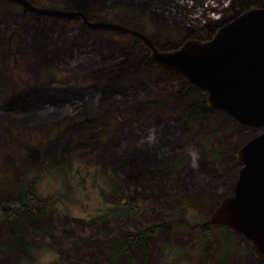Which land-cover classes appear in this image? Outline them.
<instances>
[{"label": "rangeland", "instance_id": "1", "mask_svg": "<svg viewBox=\"0 0 264 264\" xmlns=\"http://www.w3.org/2000/svg\"><path fill=\"white\" fill-rule=\"evenodd\" d=\"M29 1L137 30L161 51L170 50L164 33H172L171 49L209 39L208 24L228 14L231 3L165 0L170 11L152 20L111 0H89L85 8L74 0ZM236 2L231 13L248 3ZM130 38L0 1V174L47 157L72 163L66 181L45 177L38 183L43 197L57 199L29 232L26 249L2 251L15 231L0 230V264H114L109 243L162 223L167 226L148 238L146 255H135L131 264H264L252 244L228 228L236 252L222 262L216 242L223 229L207 221L232 194L240 168L236 151L260 129L220 110L190 108L205 101V92L177 73L147 66L150 49L135 47ZM8 123L13 138L5 133ZM118 178L141 211L116 218L109 213Z\"/></svg>", "mask_w": 264, "mask_h": 264}, {"label": "water", "instance_id": "2", "mask_svg": "<svg viewBox=\"0 0 264 264\" xmlns=\"http://www.w3.org/2000/svg\"><path fill=\"white\" fill-rule=\"evenodd\" d=\"M0 1L17 3L29 13L81 19L93 29L133 36L150 49L149 57L157 68L177 73L204 91L209 109L260 129L236 151L240 168L232 194L220 200L207 221L243 236L252 244L254 255L264 261V7L242 11L207 40H186L161 51L139 31L90 21L82 11L37 7L29 0Z\"/></svg>", "mask_w": 264, "mask_h": 264}, {"label": "trees", "instance_id": "3", "mask_svg": "<svg viewBox=\"0 0 264 264\" xmlns=\"http://www.w3.org/2000/svg\"><path fill=\"white\" fill-rule=\"evenodd\" d=\"M73 1V0H72ZM78 1V2H77ZM89 0H74L76 4V8H85L83 5ZM97 2L98 0H90ZM100 1V0H99ZM115 6L131 9L132 11H139L141 14L146 15L149 13V17H152V20H155L154 17L158 16L156 13L162 15L165 11H170L167 5H163L159 0H111ZM236 1V0H235ZM234 0H231L230 7L226 8L225 11L228 14L224 13L220 19L211 20L209 26V30L211 35L222 25L230 21L232 18L237 16L239 13L246 9L264 7V0H247L248 3L244 5L242 0H240L238 11L231 13V7L233 6ZM239 1V0H237ZM1 3H4L1 1ZM167 4V3H166ZM227 15V16H226ZM41 16V15H40ZM159 17V16H158ZM55 19V17H52ZM57 19V18H56ZM208 21V20H207ZM168 37V41L166 42V47L168 49L172 48V43L174 41L169 39V36H172V33H164ZM188 34V33H187ZM177 36V35H176ZM135 43V47H139L140 49H144L145 52L148 51V48L138 39L130 38ZM179 44H174L173 48H176ZM147 54V53H146ZM145 54V62L149 67H155L154 63L151 61L149 54ZM182 79L188 84L189 87L193 89H199L186 81L183 77ZM185 93V89L183 91H179L176 95L183 96ZM190 108H195L198 111L207 112L211 111L207 106L206 102L203 100L202 102L195 103L191 102L189 105ZM87 124L91 121L85 120ZM11 124L8 123V127H4L5 133L7 136L12 137L13 131L10 130ZM13 138V137H12ZM39 142L42 139L39 137L36 138ZM36 141V142H37ZM72 163L67 160L59 159L54 161L52 158H46L39 165L35 164V162L30 161L27 167L16 165L13 172L10 173H2L0 174V230L6 228L5 226L11 227L15 233L14 237H9L6 242L3 243L2 251H10L11 249H26V246L29 245L30 240V231L37 230V224L40 221L41 217L49 210L53 209V202L57 199V195H52L43 197L44 195L37 191L38 183L40 180L45 177H54V178H62L63 181L67 180V176L71 171ZM240 165V164H239ZM114 172V171H113ZM113 182V193L115 197V205L116 207L109 210L112 217H120V216H128L134 214L142 209L139 206L138 199L136 197H132L129 193L124 189V180L122 178H118L117 184L114 186ZM189 200H187L188 202ZM191 204V202H188ZM180 209L186 204L182 203L180 205ZM166 224L162 223L159 226L152 227L147 230L140 231L137 234H131L127 232H123L121 234L120 239L113 244L106 246V251L110 255L111 261L114 264H131L135 255L143 254L146 255V244L147 240L151 235L157 233V231L162 228H166ZM219 229H223L221 234V238L217 239L216 242L217 247L221 245V250L217 253L220 256V259L225 261V258L228 256H232L234 250L236 238L234 234L228 233L227 228L222 226ZM23 231V239L20 238V231ZM225 230V231H224ZM216 241V240H215ZM253 248V246H252ZM249 251V250H248ZM89 264H96L95 262Z\"/></svg>", "mask_w": 264, "mask_h": 264}, {"label": "flooded vegetation", "instance_id": "4", "mask_svg": "<svg viewBox=\"0 0 264 264\" xmlns=\"http://www.w3.org/2000/svg\"><path fill=\"white\" fill-rule=\"evenodd\" d=\"M219 28H220V27H219ZM219 28H218V29H219ZM215 32H216V31H215ZM215 32H214V33H215ZM214 33H213V34H214ZM213 34H212V35H213ZM212 35H211V36H212ZM139 41H140V40H139ZM145 46H146V45H145ZM147 48H148V47H147ZM149 53H150V50H149Z\"/></svg>", "mask_w": 264, "mask_h": 264}, {"label": "bare ground", "instance_id": "5", "mask_svg": "<svg viewBox=\"0 0 264 264\" xmlns=\"http://www.w3.org/2000/svg\"><path fill=\"white\" fill-rule=\"evenodd\" d=\"M41 16H43V15H41ZM51 17H53V16H51ZM55 18H58V17H55Z\"/></svg>", "mask_w": 264, "mask_h": 264}]
</instances>
